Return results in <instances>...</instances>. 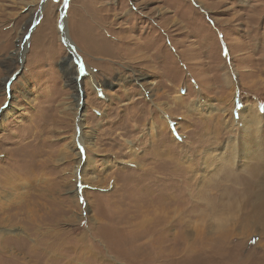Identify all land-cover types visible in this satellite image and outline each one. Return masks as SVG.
Instances as JSON below:
<instances>
[{
  "label": "rangeland",
  "instance_id": "1",
  "mask_svg": "<svg viewBox=\"0 0 264 264\" xmlns=\"http://www.w3.org/2000/svg\"><path fill=\"white\" fill-rule=\"evenodd\" d=\"M64 3L0 0V264H264V228L193 240L172 220L243 141L235 112L260 113L264 152V0Z\"/></svg>",
  "mask_w": 264,
  "mask_h": 264
},
{
  "label": "clouds",
  "instance_id": "2",
  "mask_svg": "<svg viewBox=\"0 0 264 264\" xmlns=\"http://www.w3.org/2000/svg\"><path fill=\"white\" fill-rule=\"evenodd\" d=\"M212 167L199 188H187V201L173 209L172 220H178L193 240H219L264 228V208L253 212L249 207L253 190L264 191V154L238 168V155L229 147Z\"/></svg>",
  "mask_w": 264,
  "mask_h": 264
},
{
  "label": "bare ground",
  "instance_id": "3",
  "mask_svg": "<svg viewBox=\"0 0 264 264\" xmlns=\"http://www.w3.org/2000/svg\"><path fill=\"white\" fill-rule=\"evenodd\" d=\"M61 34H62V36L64 35V42H66L67 44H69V43L71 44V42H69L68 39H65V37H67V35H66L67 34L66 29L64 31L62 30V33ZM89 81L92 84L95 83V82H93V79L91 77H89ZM201 108H203V107H201ZM210 108H212V107H210ZM235 113H236L235 114V117L233 116L234 118H232L233 121H234L233 123L235 125L236 124L237 125H240L239 131L241 132V139H243V141L239 142L237 145H234L235 151H236V153L238 152L237 155H239L241 153L245 157H247L248 159L253 160L258 155L264 153V152L261 153L262 150L260 148H262V146H260V144L259 145L255 144V141L252 138L253 131L255 132V131L259 130L260 127H261L262 117H261L260 113L256 112L255 110H248V111H244V110L239 111L238 110V112H235ZM77 130L78 131H75V136H74V142H73L74 143V147H76V149L77 148L78 149L81 148L82 151L85 150V149L86 150H91L92 147H93V142L91 140V137H92L91 134H84V133H82L81 130H80V127H78ZM258 150H259V152H258ZM82 153L79 152V153H76L75 154V156L78 159V161L76 162L75 174L80 173V176H81L82 180L84 182H89L90 178H88L89 177L88 171L90 170L89 168H90V166L92 164V161L90 160V157H84L85 159H83V156L80 155ZM65 156H66V158L71 157L72 156L71 155V152H66L65 153ZM91 169H92V167H91ZM91 178H94V177H91ZM29 212H30V208H29ZM28 238H29V236L28 237H19V236H17L13 240L18 241L21 244H27L29 242V239ZM4 240H6V239H4ZM31 249H32V252L34 253L36 251V249H39V246L37 247V245L34 244V245H32V248Z\"/></svg>",
  "mask_w": 264,
  "mask_h": 264
},
{
  "label": "water",
  "instance_id": "4",
  "mask_svg": "<svg viewBox=\"0 0 264 264\" xmlns=\"http://www.w3.org/2000/svg\"><path fill=\"white\" fill-rule=\"evenodd\" d=\"M67 4H68V0H65L64 7H63L62 12H61V14L63 16H64V13H65V9L67 7ZM63 16H62L63 20H61V22L59 23V29H60L61 33H62V30L64 31L65 28H66L65 18ZM65 39H67V38L65 37ZM68 41H69V39H68ZM64 43L69 47L70 50H73V47H72V45L70 43L69 44H67L66 42H64Z\"/></svg>",
  "mask_w": 264,
  "mask_h": 264
}]
</instances>
